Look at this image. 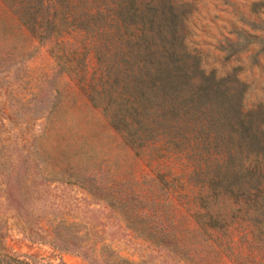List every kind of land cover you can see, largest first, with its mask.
Listing matches in <instances>:
<instances>
[{
    "label": "rangeland",
    "instance_id": "374dc122",
    "mask_svg": "<svg viewBox=\"0 0 264 264\" xmlns=\"http://www.w3.org/2000/svg\"><path fill=\"white\" fill-rule=\"evenodd\" d=\"M170 1L181 49L208 75L236 73L242 114L264 116V0ZM25 6L0 0V264H264L256 192L208 198L237 138L133 143L110 98L91 97L96 53L54 31L51 7L34 26Z\"/></svg>",
    "mask_w": 264,
    "mask_h": 264
},
{
    "label": "trees",
    "instance_id": "16d2710c",
    "mask_svg": "<svg viewBox=\"0 0 264 264\" xmlns=\"http://www.w3.org/2000/svg\"><path fill=\"white\" fill-rule=\"evenodd\" d=\"M21 2L25 8L31 3L36 8L37 13H31L34 26L42 24L37 23L38 18L44 20L39 11L45 5L51 7L53 15L48 22L54 31L65 28L69 36L81 38L87 53H96L99 68L90 82L91 97L96 105L97 100L110 98L105 108L115 104L111 123L116 129L140 146L150 137L153 143L168 137L173 144H191L195 138L207 144L214 131L215 138L226 133L231 144L235 136L243 155L238 157L229 150L225 168L218 164L219 168L208 174V198L254 190L264 204V116L242 114L246 86L236 73L221 79L208 75L196 56L181 49L183 14L170 0ZM79 78L85 82L86 76ZM252 180L253 188L244 189ZM143 214L137 211L138 216ZM217 218L210 216V222L216 224Z\"/></svg>",
    "mask_w": 264,
    "mask_h": 264
}]
</instances>
